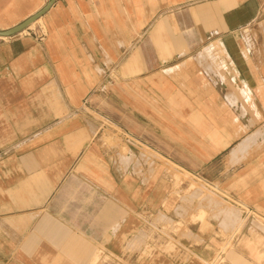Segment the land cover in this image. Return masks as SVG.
I'll return each instance as SVG.
<instances>
[{"label": "crops", "instance_id": "crops-1", "mask_svg": "<svg viewBox=\"0 0 264 264\" xmlns=\"http://www.w3.org/2000/svg\"><path fill=\"white\" fill-rule=\"evenodd\" d=\"M49 2L0 0V30ZM102 120L264 216V0H53L0 36V264H92L100 245L123 256L162 206L160 178L111 160ZM184 225L188 259L133 263L211 261L216 238Z\"/></svg>", "mask_w": 264, "mask_h": 264}, {"label": "rangeland", "instance_id": "rangeland-1", "mask_svg": "<svg viewBox=\"0 0 264 264\" xmlns=\"http://www.w3.org/2000/svg\"><path fill=\"white\" fill-rule=\"evenodd\" d=\"M259 25L258 21L245 28L251 33L252 45L259 42L255 41L258 39ZM205 52L200 53V56L208 55L215 59L210 52L206 50ZM243 93L247 96L249 89L242 88ZM226 97L231 104H236L237 97L234 93L228 92ZM44 103L46 109L54 107L52 101ZM242 110L245 111L244 106ZM102 124L103 127L98 134L100 143L111 160L121 168L124 177H129L131 173L144 178L147 173L155 179L158 177L166 190L162 192L161 197L166 196L162 206H155V210L140 214L142 224L125 238L124 252L127 253L123 256L116 255L100 245L92 264H134L135 258L141 260L146 256L150 258L169 256L180 254L183 250H185L183 257L188 259L189 251L181 242L182 236H190L186 235L190 231L184 223L196 220H201L204 232L218 241L214 258L205 264H264V229L258 225L264 224V216L248 210L221 188H217V182L212 185L198 176L185 172L145 146L141 147V155L136 149L137 143L128 132L108 121L102 120ZM263 149L264 132L263 138L256 145L255 153ZM149 156L155 159H149ZM171 209L177 218H171L172 215L168 213ZM228 210H234L238 220L235 215L227 217L225 214ZM182 227L186 230L184 234L182 233L184 231H181ZM132 238L134 240L130 242ZM197 242L202 240L197 239Z\"/></svg>", "mask_w": 264, "mask_h": 264}, {"label": "water", "instance_id": "water-1", "mask_svg": "<svg viewBox=\"0 0 264 264\" xmlns=\"http://www.w3.org/2000/svg\"><path fill=\"white\" fill-rule=\"evenodd\" d=\"M52 2H53V0H50V2L44 8H42L40 11H38L34 15L30 16L29 18H27L23 22L14 26L13 28H10L8 30H0V36H11V35H14V34L20 32L26 26H28L31 22H33L34 20L39 18L44 13V11L52 4Z\"/></svg>", "mask_w": 264, "mask_h": 264}, {"label": "bare ground", "instance_id": "bare-ground-1", "mask_svg": "<svg viewBox=\"0 0 264 264\" xmlns=\"http://www.w3.org/2000/svg\"><path fill=\"white\" fill-rule=\"evenodd\" d=\"M177 175V174H176ZM227 217L228 216H238V215H236V212L234 211V210H228L227 212H226V214H225ZM240 219V218H239ZM237 220H238V217H237ZM241 220V219H240ZM257 221V220H256ZM240 223V222H239ZM238 224V223H237ZM258 225L262 228V229H264V224L263 223H258ZM238 226V225H237Z\"/></svg>", "mask_w": 264, "mask_h": 264}]
</instances>
